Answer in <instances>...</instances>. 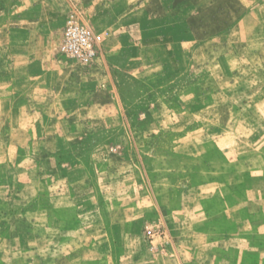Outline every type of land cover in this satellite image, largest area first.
Here are the masks:
<instances>
[{"label": "rangeland", "instance_id": "374dc122", "mask_svg": "<svg viewBox=\"0 0 264 264\" xmlns=\"http://www.w3.org/2000/svg\"><path fill=\"white\" fill-rule=\"evenodd\" d=\"M208 1L35 0L29 67L0 37V73L20 71L0 80V264L209 261L264 168V44ZM173 3L196 5L190 44L167 32ZM70 15L100 35L91 64L58 49Z\"/></svg>", "mask_w": 264, "mask_h": 264}, {"label": "crops", "instance_id": "0c3cea01", "mask_svg": "<svg viewBox=\"0 0 264 264\" xmlns=\"http://www.w3.org/2000/svg\"><path fill=\"white\" fill-rule=\"evenodd\" d=\"M34 1L23 0L21 2V0H14L11 5L8 4L0 8V37L7 40L9 56L13 59L15 68H17V62L20 60H24L29 67L36 59L32 57L33 50L31 48L35 40L40 37V35H37L39 29H43L41 28V17H39L37 10L41 8L44 12L45 9L43 5H36ZM125 1L127 3L133 2V0ZM210 1L212 0L208 2L210 3ZM214 3L216 7H219V12L225 17L223 18L221 15L220 18L214 20L215 23L218 20L219 26L227 28L233 23V21L229 22L231 14H236L234 26L236 24V27L245 30L240 35L241 40L252 53L260 50L264 44V32H262L264 31V0H214ZM174 5L173 3L169 8L165 7V9L167 8V16L171 17L170 22L166 24L167 32L172 31V43L190 44L189 39H191L193 33L191 28L194 27L190 26L187 17L195 12L196 5H178L177 8ZM133 7H127L125 11L131 13L135 8L138 11L143 10L142 3ZM182 11H187L186 20H181L180 12ZM211 19L214 18L211 17ZM224 19H227V22ZM157 21H159V18ZM159 27L161 28V25ZM44 28H46L45 25ZM181 32L183 34H180ZM182 38H184L183 42L181 41ZM176 57L179 60L181 59L180 54H177ZM15 68L11 69L10 75L1 71L0 80H7L11 76V83H13L20 73ZM259 174H261V177L258 178L256 186L251 189L248 196L237 199L233 203L232 211H229V214L224 213V216L221 214L220 218L223 217L222 220L225 215L228 217L231 229L225 228V231L221 232L220 238L209 241L210 243L207 242L208 238L206 237L205 251L209 254V261L205 264H264V189L261 190V183L264 182V179H261L264 178V168L260 170ZM222 185H225V183H205L202 186L194 187L193 191H195L194 193H200L199 195L205 193L204 197L213 196ZM199 188L201 192H199ZM217 217L211 213L205 215L207 219H216ZM225 220L227 219L225 218ZM217 252L219 253L214 257L215 259L213 258V261L211 255L214 254L215 256Z\"/></svg>", "mask_w": 264, "mask_h": 264}, {"label": "built area", "instance_id": "2783aa9c", "mask_svg": "<svg viewBox=\"0 0 264 264\" xmlns=\"http://www.w3.org/2000/svg\"><path fill=\"white\" fill-rule=\"evenodd\" d=\"M100 35L75 15H70L62 29L59 51L82 64L93 63L100 54Z\"/></svg>", "mask_w": 264, "mask_h": 264}]
</instances>
